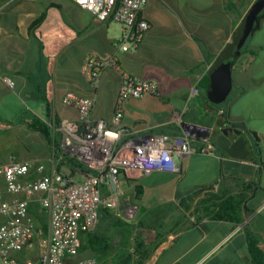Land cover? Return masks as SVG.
<instances>
[{
  "label": "crops",
  "instance_id": "crops-1",
  "mask_svg": "<svg viewBox=\"0 0 264 264\" xmlns=\"http://www.w3.org/2000/svg\"><path fill=\"white\" fill-rule=\"evenodd\" d=\"M254 1L148 0L143 15L150 28L135 51H123V27L112 20H99L74 0H0V127L11 131L0 146V164L13 158L30 162L31 179L37 178L39 164L46 171L82 179L78 169L58 160V146L26 122L33 115L48 120L49 108L61 120H75L76 109L63 103V96L72 91L92 97L93 117L112 124L121 75L108 68L94 87L82 73L89 54L115 55L123 70L159 84L161 96L128 97L122 102L119 127L130 135L155 133L171 124L182 126L185 133L184 122L213 131L210 137H191L193 153L183 161L176 157L181 173L157 170L148 175L134 173L132 180L123 178L127 193L121 205L105 212L90 234L98 237V248L108 244L107 249L85 256L79 253L74 262L93 256L99 264H254L245 225L256 226L253 234L259 235L264 249V18L249 35L247 51L233 65L236 89L230 102L218 109L205 101L199 87ZM195 86L199 87L197 94L193 93ZM37 90H43L48 102L37 97ZM164 111L168 116L158 118L157 113ZM226 127L238 128L246 137L245 150L240 148L243 156L232 147L235 132L229 131L226 137L228 150L218 146L214 138ZM58 134L60 147L62 135ZM222 168L227 175L258 184L247 202L252 212L243 223L199 219L179 206L183 195L217 181ZM136 184L143 187L141 199L136 197ZM0 185L3 199L24 196L9 193L3 180ZM39 197L34 196L30 208L39 206V221H34L48 227ZM141 245L150 251L145 262L135 250ZM38 250L35 243L13 254L36 258Z\"/></svg>",
  "mask_w": 264,
  "mask_h": 264
},
{
  "label": "built area",
  "instance_id": "built-area-1",
  "mask_svg": "<svg viewBox=\"0 0 264 264\" xmlns=\"http://www.w3.org/2000/svg\"><path fill=\"white\" fill-rule=\"evenodd\" d=\"M101 21H115L123 27L121 49L135 51L146 36L150 23L143 15L148 0H74ZM108 68L120 72L121 84L112 124L93 117L94 99L68 91L63 103L75 108L77 118L62 119L60 162L66 157L81 160L86 170L75 167L82 179L57 170L46 171L44 164L36 168L38 176L30 178L32 164L11 159L0 164V183L5 182L9 193L24 194L10 200L2 198L0 185V264H99L97 257L73 261L80 253L82 234L96 229L101 222V209H117L126 195L123 178L132 180L134 173L143 175L163 170L174 174L182 172L181 161L193 151L188 133H149L132 136L119 127L123 116L122 102L133 97L161 96L154 80L137 78L123 70L115 55L100 58L86 56L82 73L97 87L102 73ZM10 84H13L11 81ZM195 86L193 93L197 94ZM55 111L48 124L55 126ZM126 136L127 138H124ZM49 214L48 231L39 227L30 212L34 196ZM39 245L38 257H20L13 252H24Z\"/></svg>",
  "mask_w": 264,
  "mask_h": 264
},
{
  "label": "trees",
  "instance_id": "trees-1",
  "mask_svg": "<svg viewBox=\"0 0 264 264\" xmlns=\"http://www.w3.org/2000/svg\"><path fill=\"white\" fill-rule=\"evenodd\" d=\"M263 18L264 9L258 15L254 30H256L260 26V22ZM247 44L248 40L242 47L241 56L247 51ZM238 59L234 62V64L238 61ZM209 83L210 76L209 73H206L199 83V87L201 89V96L209 104L220 109L222 103L225 102L233 92L234 86L226 100L222 103L216 104L213 103L207 96L206 88ZM34 93H38V98L48 102L47 97L43 94V90H37ZM226 113L227 111L223 113L224 118H227ZM51 116L52 109L49 108L48 118H50ZM60 122L61 118L57 115V113H55V126L49 125L48 120L45 121L37 115H33L31 117V121H27L26 124L31 130L40 132L51 145L54 144L60 149L58 145V127L60 125ZM155 133H170L176 135H183L184 131L182 126L171 124L163 126L160 131ZM192 142L194 143L193 140ZM62 163L70 165L72 167V170L75 169V167L81 168L84 171L86 170L85 164L77 158L67 156L66 162ZM257 185L258 184L253 179H246L244 177H239L235 175H227L224 173V168H222L221 176L217 181L211 184L200 185L192 192L183 195L179 201V206L184 210L191 212L192 216L197 217L199 219L207 217L212 220H226L234 224H240L244 222L246 215L252 212V209L247 205V202L254 196V190ZM135 191L136 197L138 199H141L143 195L142 185L136 184ZM109 210L110 209L108 208H102L101 218L102 215H104V213ZM30 212L31 214H33L35 221H39V206L33 205L32 208H30ZM43 229L46 232L48 231L46 223L43 224ZM245 231L248 236L249 250L252 255L254 264H264V249L260 246L261 239L259 235L253 234L254 231L257 232L256 226L254 228L251 224L247 223L245 225ZM90 234L91 231H87L82 234L83 243L80 249V253H96L107 249L108 244H105L103 248H98L96 246V242L98 241V239L96 238L98 237L93 238ZM135 250L139 255V259H141L142 262H145L150 256V251L147 248L145 249L143 245H141L140 248H136Z\"/></svg>",
  "mask_w": 264,
  "mask_h": 264
},
{
  "label": "water",
  "instance_id": "water-1",
  "mask_svg": "<svg viewBox=\"0 0 264 264\" xmlns=\"http://www.w3.org/2000/svg\"><path fill=\"white\" fill-rule=\"evenodd\" d=\"M263 9L264 0H255L251 4L236 27L232 39L220 51L214 60L209 70L210 83L206 88L207 96L213 103L217 104L225 101L230 94L233 87V64L241 56L242 47L248 40L249 35L253 32L258 15ZM183 124L186 129V133H188L191 137H194L195 133L203 130H207L208 133L205 135L201 134V138L209 137L210 129L206 126L190 122H184ZM243 140L244 141L240 144L241 150H245L246 140ZM235 145L236 143L233 144V147H235ZM208 146L209 144H207V147ZM218 146L221 149L228 150L226 145L218 143ZM240 155L243 156V154Z\"/></svg>",
  "mask_w": 264,
  "mask_h": 264
},
{
  "label": "flooded vegetation",
  "instance_id": "flooded-vegetation-1",
  "mask_svg": "<svg viewBox=\"0 0 264 264\" xmlns=\"http://www.w3.org/2000/svg\"><path fill=\"white\" fill-rule=\"evenodd\" d=\"M229 131H232V132L236 133V136H235V139H234V143H236L235 147H233L232 142H231V145H232L233 149L236 150L239 154H243L244 152H242L240 150V144H241V142L244 141L243 139H245L246 137L244 136V134L242 133V131L240 129L235 128V127L222 128V134L220 133L219 135L215 136L214 139L216 140L217 143H221V144L227 146L226 137H228L227 135L230 133ZM212 132H213L212 129H210L209 130V137L212 135ZM197 133H200V137H201V134L205 135V134L208 133V131L207 130H205V131L203 130V131L197 132ZM197 133H195V135H197Z\"/></svg>",
  "mask_w": 264,
  "mask_h": 264
},
{
  "label": "rangeland",
  "instance_id": "rangeland-1",
  "mask_svg": "<svg viewBox=\"0 0 264 264\" xmlns=\"http://www.w3.org/2000/svg\"><path fill=\"white\" fill-rule=\"evenodd\" d=\"M235 89H236V86L233 89V92L231 93V95L227 98V100L225 102H223V103L221 102L222 106H224L225 104H228L230 102ZM262 112H264V107H262ZM167 116H168V111L157 113V117L158 118H163L164 119ZM1 125H2V122L0 121V126ZM10 133H11L10 129H5V128L0 127V146H3V143L5 142L6 137L9 138L8 135H10ZM28 140H32V138L28 137ZM7 147H9V146L7 145ZM45 216L49 219V214H48L47 211H46ZM84 254H85V252H83V254H81V256H85Z\"/></svg>",
  "mask_w": 264,
  "mask_h": 264
}]
</instances>
